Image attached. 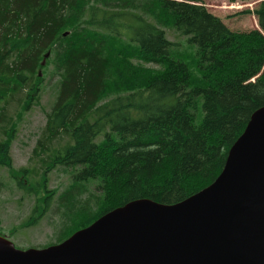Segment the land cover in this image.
<instances>
[{
  "label": "trees",
  "instance_id": "trees-1",
  "mask_svg": "<svg viewBox=\"0 0 264 264\" xmlns=\"http://www.w3.org/2000/svg\"><path fill=\"white\" fill-rule=\"evenodd\" d=\"M241 13L260 29L233 31L203 0H0V168L37 197L21 227L58 218L42 248L132 201L177 204L217 179L264 106L258 84L237 82L261 60L264 1ZM52 84L36 166L17 169L22 116ZM54 170L68 177L61 191L48 188Z\"/></svg>",
  "mask_w": 264,
  "mask_h": 264
},
{
  "label": "water",
  "instance_id": "water-1",
  "mask_svg": "<svg viewBox=\"0 0 264 264\" xmlns=\"http://www.w3.org/2000/svg\"><path fill=\"white\" fill-rule=\"evenodd\" d=\"M0 264H264V106L200 192L173 205L132 201L46 248L0 236Z\"/></svg>",
  "mask_w": 264,
  "mask_h": 264
},
{
  "label": "rangeland",
  "instance_id": "rangeland-1",
  "mask_svg": "<svg viewBox=\"0 0 264 264\" xmlns=\"http://www.w3.org/2000/svg\"><path fill=\"white\" fill-rule=\"evenodd\" d=\"M262 0H203L207 9L223 20L233 31L247 32L259 29L258 20L254 15H243L241 12L254 10ZM257 20V21H256ZM168 37L174 43L180 44L178 49L185 50L189 47L186 37L173 30H168ZM177 47V46H176ZM194 51L196 52V48ZM194 51L189 50L188 62L194 60ZM261 60L251 65L250 69L238 78V83L258 84L253 88L264 94V51L259 53ZM263 83V84H262ZM55 97V85H48L43 92L41 106H31L30 110L22 116L17 135L11 145V156L15 168L34 167L30 161L33 148L46 123L45 113L49 111ZM3 106V105H0ZM10 113L15 114L18 103L10 102ZM67 175L54 170L49 175V190L59 188L61 191L68 184ZM54 203V201H53ZM37 197L28 195L17 189L10 179L7 169L0 168V234L8 237L19 249L42 248L49 243H55V226L57 217L51 213L42 218L36 226L21 227L32 216Z\"/></svg>",
  "mask_w": 264,
  "mask_h": 264
},
{
  "label": "crops",
  "instance_id": "crops-1",
  "mask_svg": "<svg viewBox=\"0 0 264 264\" xmlns=\"http://www.w3.org/2000/svg\"><path fill=\"white\" fill-rule=\"evenodd\" d=\"M257 21V20H256ZM256 29V28H255Z\"/></svg>",
  "mask_w": 264,
  "mask_h": 264
}]
</instances>
